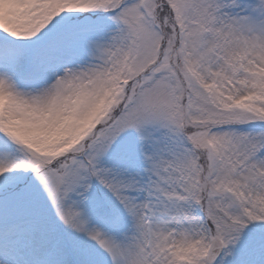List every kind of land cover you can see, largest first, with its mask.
<instances>
[{
	"label": "snow or ice",
	"instance_id": "6c2138e0",
	"mask_svg": "<svg viewBox=\"0 0 264 264\" xmlns=\"http://www.w3.org/2000/svg\"><path fill=\"white\" fill-rule=\"evenodd\" d=\"M0 264H264V0H0Z\"/></svg>",
	"mask_w": 264,
	"mask_h": 264
}]
</instances>
